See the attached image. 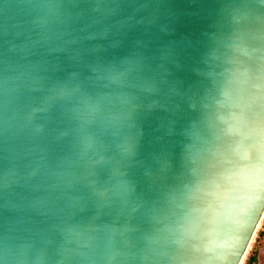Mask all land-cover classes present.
Instances as JSON below:
<instances>
[{
	"label": "clouds",
	"instance_id": "1",
	"mask_svg": "<svg viewBox=\"0 0 264 264\" xmlns=\"http://www.w3.org/2000/svg\"><path fill=\"white\" fill-rule=\"evenodd\" d=\"M0 264H264V0H0Z\"/></svg>",
	"mask_w": 264,
	"mask_h": 264
}]
</instances>
